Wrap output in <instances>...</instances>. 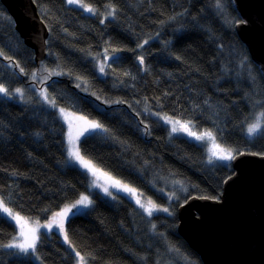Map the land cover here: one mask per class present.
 Returning a JSON list of instances; mask_svg holds the SVG:
<instances>
[{
  "label": "trees",
  "instance_id": "1",
  "mask_svg": "<svg viewBox=\"0 0 264 264\" xmlns=\"http://www.w3.org/2000/svg\"><path fill=\"white\" fill-rule=\"evenodd\" d=\"M34 1L49 29L39 66L0 1V85L23 92L0 95V199L42 222L84 193L93 200L64 223L67 241L59 229L42 233L36 256L43 264H76L77 252L87 264H202L178 233L177 209L193 196L218 199L234 171L209 163L207 148L172 133L166 118L211 132L235 155H264V79L235 31L232 1L81 0L96 15L66 0ZM57 107L103 126L84 133L81 155L160 212L149 216L125 195L91 190L69 161ZM257 119L262 132L249 137ZM16 234L0 218V264H36L4 247Z\"/></svg>",
  "mask_w": 264,
  "mask_h": 264
},
{
  "label": "water",
  "instance_id": "2",
  "mask_svg": "<svg viewBox=\"0 0 264 264\" xmlns=\"http://www.w3.org/2000/svg\"><path fill=\"white\" fill-rule=\"evenodd\" d=\"M231 1L235 31L264 78V0ZM1 2L39 66L48 57L49 29L35 1ZM231 168L218 199L193 196L178 207V233L202 264H264V155L236 154Z\"/></svg>",
  "mask_w": 264,
  "mask_h": 264
},
{
  "label": "snow or ice",
  "instance_id": "3",
  "mask_svg": "<svg viewBox=\"0 0 264 264\" xmlns=\"http://www.w3.org/2000/svg\"><path fill=\"white\" fill-rule=\"evenodd\" d=\"M79 0H68L69 4L77 3ZM80 6L83 7L86 11L90 13H95L96 9L88 6L87 4L80 3ZM217 6L220 7V0H217ZM115 9H112L108 14L114 15ZM147 43V41H145ZM142 47V45H141ZM140 63L143 64L144 60L143 57L140 58ZM105 69V65H100V72L103 73ZM35 76V74H33ZM15 92L19 95H23V92L20 88H16ZM0 94H3L5 96L10 95L9 90L5 88L3 85H0ZM41 95L47 99V93L42 92ZM53 106L55 107V101H51ZM60 112L62 115H65V109H60ZM261 116H264V113H261ZM65 119L67 120L68 127H69V137H68V143H69V157L72 159H75L81 167L85 168L91 175L95 178L93 180V185L95 187H102L103 191L111 195V192H109V186L119 188L122 191L128 192L132 194L133 196H136V189L129 187L127 184H122L121 181L116 180L112 178L108 173L101 171L98 169L90 160L86 159L83 155H81L78 141L80 136H83L85 132H89L90 129H102L103 126L95 121H89L86 120L83 116H72L71 119H68V116L65 115ZM74 122L77 123V130L76 134L73 135V126ZM78 122H83L82 124ZM166 122L172 124V131L177 132L179 130H183L188 133V135L195 137L197 140H204L207 139L211 142L212 147L209 150L210 156H209V163L213 161V159H218L222 161H230L235 159L234 151L227 147H222L220 144L216 142L215 136L211 132H203L197 134L195 131L191 130V127H194L190 124V122H181L180 120H172L171 118H166ZM179 126V127H178ZM262 132V124L260 119H257V121L253 124H250L247 128V133L249 137L256 136L257 134ZM101 178L104 179V184L99 183ZM10 203V201L8 202ZM8 203L5 202V200L0 199V213L6 214V216H0V218L6 219L7 217H11L13 220L16 221L17 225L20 227V233L18 236H14L12 238V241L4 247L7 248H16L19 249L23 253L36 252L37 249V242L39 240V228L41 225L37 222L35 227L29 226L28 220L25 219L23 216H21L18 212H14L12 207L8 206ZM136 203L144 209V211L151 216L153 211L157 210V205L151 201L148 200L147 203H144L141 201V199L136 196ZM91 204V201L89 200L87 195H82L79 200L76 201L75 204L72 205H66L64 209L61 212L56 213L53 216L52 221H50L48 224L43 225V227L51 230L53 227V224L62 232L64 233V239L65 241L68 240L67 233L64 229V220L67 218L69 213L72 212V209L76 208L77 205H82L83 207H88ZM163 211L167 212L168 209H162ZM74 214V213H73ZM155 227V225H153ZM19 241V242H18ZM77 256H80V254L77 252ZM80 264H86L85 258L83 256H80Z\"/></svg>",
  "mask_w": 264,
  "mask_h": 264
},
{
  "label": "rangeland",
  "instance_id": "4",
  "mask_svg": "<svg viewBox=\"0 0 264 264\" xmlns=\"http://www.w3.org/2000/svg\"><path fill=\"white\" fill-rule=\"evenodd\" d=\"M66 2H67L68 5H70V6H72V7H75V8H77V9H81V10H82L83 12H85L86 14H89V15H96V14H97V10L95 11V13H90V12L86 11L83 7H81V6H80V3L85 4V3H84L83 1H81V0H79V2H77V3H72V4H69V3H68V0H66ZM88 6H89V5H88ZM90 7H92V6H90ZM92 8H94V7H92ZM94 9H96V8H94ZM111 10H112V9H111ZM107 16H108V15L106 14L104 17H107ZM104 20H105V18H104ZM94 59H95V61H96V64L99 66V68H98V66H97V70H98V72L100 73V75H104V73H105V69H104V72L101 73V72H100V65L103 64V62H105V60H103V57H102V56H99V55H98L97 57H95ZM43 92H46V91L44 90ZM0 95H1V96H5V95H3V94H0ZM10 95H18V96H21V95L17 94L16 92H14V93H12V94L10 93ZM10 95H7V96H10ZM60 109H62V108H59V107L56 108V110H57V112H58L60 118H61L62 121L64 122V124H65V126H66V129H67V131H66V135H67V144H68V145H67V146H68V148H67V153H68V157H69V152H68V149H69V143H68L69 127H68L67 120L65 119V115L68 116V119H71L72 116H77V115L74 114V113H72V112H70V111H68V110H65V115H62L61 112H60ZM85 119H86V118H85ZM171 119H172V118H171ZM86 120H88V119H86ZM172 120H175V119H172ZM89 121H93V120H89ZM95 122H96V121H95ZM164 122H165V121H164ZM78 123L82 124L83 122H78ZM167 124L169 125V128H170V130H171L172 133L187 136V137L192 138V139H194V140L200 142L201 144H203V145L207 148V151H208L209 156H210V151H209V150L211 149L212 144H211V142H210L209 140H207V139H204V140H197V139H195V137L188 135V133L185 132V131H183V130H179V131H177V132H173V131H172V124H170V123H168V122H167ZM178 127H179V126H178ZM76 130H77V123L74 122L73 130H72V131H73V135L76 134ZM100 130H101V129H94V130H93V129H90L89 132L91 133V132H96V131H100ZM191 130H192V131H195L197 134H199V133H203V132H207V131H201V132H198V131H196L193 127H191ZM81 137H82V136H80V138H79L78 146H79V144H80V139H81ZM69 161H70L71 165L73 164V166L79 168L80 170H82L83 172H85V173L87 174V176H89L88 178H89V180H90L91 190H93V191H94V190L99 191L103 197H105V198H109V199H113L114 196H115L116 194H122V195H125L126 197H128V198H129V199H130V200H131L136 206L140 207V206L136 203V196H138V197L141 199L142 202L147 203L148 200H147L146 198H144V197L142 196V194L140 195L139 192H137V191H136V196H133L132 194H130V193H128V192H125V191H122V190H120L119 188L109 186V192H111V195L106 194V193L103 191V188H102V187H95V186L93 185V180H94L95 178L91 175V173H89L85 168L81 167V165H80L75 159H72V158L69 157ZM231 161H232V160H230V161H222V160H218V159H213L212 162H222V163H225V164L231 165ZM99 183L104 184V179L101 178V180L99 181ZM122 184H124V183H122ZM89 188H90V186H89ZM84 195H87V196H88V198H89V200L91 201V204H92V197H91V195H88V194H84ZM74 204H75V203H74ZM91 204H90L88 207H83L82 205H77L76 208L72 209V212L69 213V215L67 216V218H65L64 223L68 220V218H69L73 213H85V212L90 208ZM69 206H70V205H69ZM140 208H141V207H140ZM63 209H64V207H63L61 210H59L58 212H61ZM141 209L144 211L143 208H141ZM14 212H15V211H14ZM58 212H57V213H58ZM156 212H160V208H159V209L157 208V210L153 211V213H156ZM153 213H152V214H153ZM1 214H2V213H1ZM55 214H56V213H55ZM55 214H54V215H55ZM2 215H3V216H6V214H2ZM20 215L23 216L25 219L28 220L29 226H31V227H35L36 224H37V222L41 225V227L39 228V233H38L39 238H40V235H41L42 233L51 234L54 230L58 229V228L55 226V224H53V227H52L51 230H49V229L43 227V225H46V224H48L50 221H52L54 215H52V216L50 217V219H49V220H46L45 222H42V221H39V220H36V219L29 218L28 216L25 217V216L22 215V214H20ZM151 216H152V215H151ZM7 219L15 225V227H16V229H17V234H16V236H18L19 233H20V227H19V225H17L16 221L13 220L11 217H7ZM11 241H12V240H11ZM11 241H10V242H11ZM18 242H19V241H18ZM38 242H39V240H38ZM38 242H37V244H38ZM13 250H18L19 252H21L19 249H16V248H13ZM21 253H23V252H21ZM25 254H31V255H32V259L35 261L36 264H43V263L41 262V260L36 256L35 252L33 253V252L29 251L28 253H25ZM85 261H86V264H87V260H86V259H85ZM76 264H80V256H77V258H76Z\"/></svg>",
  "mask_w": 264,
  "mask_h": 264
},
{
  "label": "bare ground",
  "instance_id": "5",
  "mask_svg": "<svg viewBox=\"0 0 264 264\" xmlns=\"http://www.w3.org/2000/svg\"><path fill=\"white\" fill-rule=\"evenodd\" d=\"M0 1H1V0H0ZM1 3H2V2H1ZM2 5H3V4H2ZM3 6H4V5H3ZM4 7H5V6H4ZM5 8H6V7H5ZM6 10H7V9H6ZM260 72H261V71H260ZM262 77H263V76H262ZM263 79H264V78H263ZM84 194H88V193H84ZM84 194H82V195H84ZM82 195H81V196H82ZM88 195H90V194H88ZM81 196H80V197H81ZM91 197H92V196H91ZM79 199H80V198H79ZM79 199H77V200H79ZM77 200H76V201H77ZM92 202H93V200H92ZM74 203H76V202H74ZM29 218H30V217H29Z\"/></svg>",
  "mask_w": 264,
  "mask_h": 264
}]
</instances>
